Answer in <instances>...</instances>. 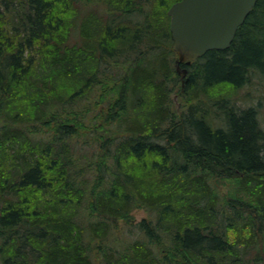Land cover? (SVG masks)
<instances>
[{"label": "trees", "instance_id": "1", "mask_svg": "<svg viewBox=\"0 0 264 264\" xmlns=\"http://www.w3.org/2000/svg\"><path fill=\"white\" fill-rule=\"evenodd\" d=\"M175 1L0 0V264H264V0L184 76Z\"/></svg>", "mask_w": 264, "mask_h": 264}, {"label": "water", "instance_id": "2", "mask_svg": "<svg viewBox=\"0 0 264 264\" xmlns=\"http://www.w3.org/2000/svg\"><path fill=\"white\" fill-rule=\"evenodd\" d=\"M257 0H177L167 10L176 62L226 49ZM182 76L186 69L180 71Z\"/></svg>", "mask_w": 264, "mask_h": 264}, {"label": "rangeland", "instance_id": "3", "mask_svg": "<svg viewBox=\"0 0 264 264\" xmlns=\"http://www.w3.org/2000/svg\"><path fill=\"white\" fill-rule=\"evenodd\" d=\"M96 9H99V7H96ZM152 52V51H151ZM150 55L153 58H157L159 56V52L154 51ZM234 98L237 99V103L240 106H246V105H256L258 108V115L261 121V124L264 127V79H261L260 76H252L251 79L240 89H238L234 95ZM174 103L176 102V97L174 96ZM134 221L141 219L142 217H145L147 214L143 209L137 208L134 209L132 212ZM124 223L122 220L119 221V225L124 227L122 224ZM120 234H126V236L130 233H127L126 230L124 231L123 228L120 232ZM129 237V235L127 236Z\"/></svg>", "mask_w": 264, "mask_h": 264}, {"label": "bare ground", "instance_id": "4", "mask_svg": "<svg viewBox=\"0 0 264 264\" xmlns=\"http://www.w3.org/2000/svg\"><path fill=\"white\" fill-rule=\"evenodd\" d=\"M183 68H185V67H182L180 70H177V71L180 72V71H182ZM185 69H186V68H185ZM186 72H187V69H186ZM186 72H185V74H186ZM180 73H181V72H180ZM185 74H184V75H185ZM181 75H182V74H181ZM184 75H183V76H184ZM259 119H260V118H259ZM260 122H261V121H260ZM262 126H263V125H262Z\"/></svg>", "mask_w": 264, "mask_h": 264}, {"label": "flooded vegetation", "instance_id": "5", "mask_svg": "<svg viewBox=\"0 0 264 264\" xmlns=\"http://www.w3.org/2000/svg\"><path fill=\"white\" fill-rule=\"evenodd\" d=\"M177 69H178V70H180V68H179V67H177Z\"/></svg>", "mask_w": 264, "mask_h": 264}]
</instances>
